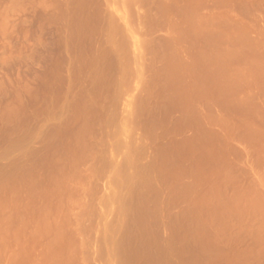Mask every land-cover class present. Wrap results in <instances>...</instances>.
<instances>
[{
  "label": "rangeland",
  "instance_id": "rangeland-1",
  "mask_svg": "<svg viewBox=\"0 0 264 264\" xmlns=\"http://www.w3.org/2000/svg\"><path fill=\"white\" fill-rule=\"evenodd\" d=\"M7 1L0 263L264 264V0Z\"/></svg>",
  "mask_w": 264,
  "mask_h": 264
},
{
  "label": "bare ground",
  "instance_id": "bare-ground-1",
  "mask_svg": "<svg viewBox=\"0 0 264 264\" xmlns=\"http://www.w3.org/2000/svg\"><path fill=\"white\" fill-rule=\"evenodd\" d=\"M6 1H7V0H6ZM8 1H9V0H8ZM8 1H7V2H8ZM75 1H76V0H74L73 2L75 3ZM78 1H79V0H78ZM78 1H77V3H78ZM90 1H91V0H90ZM90 1H87V3L90 2ZM106 1H107V0H106ZM112 1H113V0H112ZM116 1H119V2L121 1L124 5L126 4L127 6L130 4L128 7H130L132 4H136V5H137V8H139V7H140V4H141L143 1H144V3H145L146 1H149V0H116ZM152 1H153V0H152ZM155 1H156V0H155ZM157 1L159 2L160 0H157ZM157 1H156V2H157ZM161 1L164 2V0H161ZM179 1H180V2H185L184 0H182V1H181V0H177V2L179 3V5H178L177 3H174V4L178 5V6H177V7H178V10L175 9V8H177V7L174 6L173 1H170V3L172 2V5H173V6L170 5L169 1H167V0H165V3H163V2H159V3H160V4H161V3L165 4L166 7L171 6L170 9H171V8H172V10L175 9L177 12H179V9L182 8V10L185 11V12H184V11H182V12L185 13L186 15H188L187 13H189V9H190V7H191V8L194 7L193 5H194L195 3H194L193 1H196V0H188V2L191 1V3H190V2H189V3L187 2L188 5H189V4H192V3H194V4H193L192 6L189 5V7H188V6L186 5L187 3H185L184 6H186V7H184V9H183V7H180V8H179V6H180V2H179ZM186 1H187V0H186ZM199 1H200V0H199ZM202 1H204V0H202ZM218 1H219V0H218ZM224 1H225V0H224ZM67 2H68V0H67ZM70 2H71V4H72V1H70ZM80 2H82V1L80 0ZM83 2H84V1H83ZM85 2H86V1H85ZM139 2H140V3H139ZM166 2L169 3V6L166 4ZM174 2H175V1H174ZM200 2H201V1H200ZM206 2H209V1H206ZM210 2H211V1H210ZM222 2H223V1H222ZM222 2H221V3H222ZM230 2H232V0H231ZM0 3H1V2H0ZM3 3H4V0H3ZM3 3H2V4H3ZM8 3H9V2H8ZM10 3H11V2H10ZM16 3H17V2H16ZM107 3H108V2H107ZM113 3H114V2H112V4H113ZM116 3H117V2H115L114 5H115ZM137 3H139V4H137ZM144 3H142V5H143ZM196 3H198V0H197ZM213 3H214V2H213ZM224 3H225V2H223V4H224ZM228 3H229V2H228ZM244 3H245V2H244ZM80 4H81V3H80ZM82 4H83V3H82ZM120 4H121V3H120ZM147 4H148V8H149V6H151V4H150V5H149V3H147ZM147 4H146V6H147ZM182 4H183V3H182ZM182 4H181V5H182ZM199 4H200V3H199ZM199 4H198V5H199ZM215 4H216V2H215ZM69 5H70V4H69ZM83 5H84V4H83ZM109 5H110V3H109ZM118 5H119V3H118ZM124 5H123V6H124ZM126 5H125L124 8H127ZM152 5H153V4H152ZM155 5H157V4H155ZM161 5H162V4H161ZM195 5H196V4H195ZM198 5H196L195 7H198ZM220 5H221V4H220ZM6 6L8 7V6H10V5H6ZM119 6H120V5H119ZM133 6H134V5H133ZM133 6H132V7H133ZM146 6H145V7H146ZM157 6H158V5H157ZM157 6H156V8H157ZM159 6H160V5H159ZM204 6H205V5L203 4V8H204ZM218 6H219V5H218ZM3 7H5V6H3ZM162 7H163V6H162ZM166 7H163L164 10H165ZM173 7H174V8H173ZM187 7H188L189 9H188ZM195 7H194V13H193L194 16L191 14V13L193 12V9H191L192 11H191V13H189V15H190V14L192 15L193 19L191 18V21L194 20L193 22H194L195 25H196V22H195L194 17H195V10H197V9H196ZM67 8H68V7H67ZM114 8H115V7H114ZM135 8H136V6H135ZM142 8H143V7H142ZM146 8H147V7H146ZM150 8H151V7H150ZM156 8H155V10H156ZM185 8H187L188 10H185ZM199 8H202L201 5H200V7H198V9H199ZM214 8H215V7H214ZM216 8H217V7H216ZM5 9H6V8H5ZM8 9H9V8H8ZM153 9H154V8H153ZM153 9H152V11H153ZM158 9H159V8H158ZM161 9H162V8H161ZM168 9H169V8H168ZM113 10H116V8L113 9ZM129 10H130V9H129ZM159 10H160V9H159ZM159 10H158V11H159ZM172 10H170V11H172ZM199 10H201V9H199ZM133 11L135 12V10H133ZM158 11H157V13H158ZM165 11H166V10H165ZM187 11H188V12H187ZM0 12L3 13L4 11H1V10H0ZM115 12H118V11H115ZM130 12H131V11H130ZM134 12H133V13H134ZM147 12H150V11L148 10ZM160 12H161V11H160ZM168 12H169V11H168ZM177 12H176V13H177ZM180 12H181V11H180ZM186 12H187V13H186ZM196 12H197V11H196ZM198 12H199V11H198ZM198 12H197V13H198ZM206 12H207V11H206ZM211 12H212V11H211ZM4 13H5V12H4ZM113 13H114V11H113ZM157 13H156V14H157ZM161 13H162V12H161ZM166 13H167V12H166ZM172 13H174V11H172L171 14H172ZM197 13H196V16L198 15ZM5 14H6V13H5ZM5 14H4V16H2V18L5 17ZM145 14H146V13H145ZM151 14H152V12H151ZM151 14H150V15H151ZM153 14H155V12H154ZM153 14H152V15H153ZM163 14H164V13H163ZM171 14H169V15H171ZM199 14H200V12H199ZM209 14H211V13H209ZM209 14H207V15H208L209 17H212V15L210 16ZM217 14H218V13H217ZM220 14H221V12H220ZM1 15H3V14H0V16H1ZM132 15H133V14H132ZM148 15H149V13H148ZM152 15H151V16H152ZM160 15H161V14H160ZM160 15H159V17H160ZM172 15H173V16H172L173 18H174L176 15H179L181 18L184 16V15H182V14H180V13L176 14L175 16H174V14H172ZM181 15H182V16H181ZM186 15H185V17H184V18H186V19H189L190 16H191V15H190V16L188 15L189 17L187 18ZM123 16H124V15H123ZM145 16H146V15H145ZM151 16H150V18H151ZM155 16H156V15H155ZM163 16H164V18H166L165 15H163ZM198 16H201V14L198 15ZM198 16H197L196 18H198ZM208 16L205 15V18L207 19ZM214 16H215V15H214ZM214 16H213V17H214ZM219 16H220V15H219ZM6 17H8V15H6ZM6 17L4 18V21L6 20ZM121 17H122V16H121ZM153 17H154V16H153ZM168 17H169V16L167 15V18H168ZM180 17H179V18H180ZM201 17H202V16H201ZM215 17H216V16H215ZM215 17H214V18H215ZM123 18H124V17H123ZM136 18H137V17H136ZM140 18H142V17H140ZM199 18H200V17H199ZM217 18H218V17H217ZM143 19H144V18H143ZM145 19H146V18H145ZM148 19H149V18H148ZM182 19H183V18H182ZM202 19H203V17H202ZM202 19H198L197 22H200ZM206 19H205V20H206ZM208 19H209V18H208ZM211 19H212V18H211ZM211 19H210V20H211ZM220 19H221V18H220ZM121 20H123V19H121ZM196 20H197V19H196ZM0 21H1V19H0ZM188 21H190V20H188ZM211 21H212V20H211ZM202 22L205 23L204 20H203ZM202 22H200L201 25H202ZM214 22H215V21H214ZM208 23H211V22H208ZM208 23H207V24H208ZM215 23L217 24V22H215ZM198 24H199V23H198ZM211 24H212V23H211ZM211 24H210V25H211ZM112 25H113V24H112ZM204 25H205V24H204ZM204 25H203V26H204ZM198 26H200V25H198ZM110 27H111V26H110ZM204 27H205V26H204ZM111 28H112V27H111ZM116 28H117V27H116ZM197 28H198V27H197ZM199 28H201V27H199ZM195 29H196V27H195ZM201 29H202V28H201ZM210 29H211V28H210ZM215 29H216V28H215ZM115 31H116V30H115ZM204 31H205V30H204ZM206 31H207V30H206ZM214 31H216V30H214ZM217 31H218V30H217ZM219 31H220V30H219ZM219 31H218V32H219ZM112 32H113V31H112ZM118 32H119V31H118ZM218 32H217V33H218ZM213 33H214V32H213ZM219 33L221 34V32H219ZM232 33H233V32H232ZM113 34H114V33H113ZM118 34H119V33H118ZM214 34H215V33H214ZM109 36H110V35H109ZM113 36H114V35H112V38H113ZM116 36H117V34H116ZM108 39H109V38H108ZM109 41H110V40H109ZM171 41H173V40H171ZM115 42H116V41H115ZM171 43H172V42H171ZM171 43H170V44H171ZM112 44H113V43H112ZM112 44H110V45H112ZM115 44H116V43H115ZM115 44H114V45H115ZM168 44H169V43H168ZM172 44H173V43H172ZM172 44H171V45H172ZM117 45H118V44H117ZM172 47H173V46H172ZM115 48H117V47H115ZM112 49H114V46H113ZM122 49H123V48H122ZM172 49H173V48H172ZM115 50H116V49H115ZM120 50H121V49H120ZM118 51H119V50H118ZM173 52H174V51H173ZM176 52H177V51H176ZM177 54H178V53H177ZM175 55H176V53H175ZM178 56H179V55H178ZM215 56H216V55H215ZM170 57H171V55H170ZM175 57H176V56H175ZM179 57H180V56H179ZM181 57H182V56H181ZM177 58H178V57H177ZM177 58H175V59H177ZM213 58H214V57H213ZM171 59H172V58H171ZM171 59H170V61H171ZM180 59H182V58H180ZM180 59H179V60H180ZM183 59H184V58H183ZM172 60H173V59H172ZM179 60L177 59V61H179ZM214 60H215V59H214ZM175 61H176V60H175ZM175 61H172V62H173V64L175 63L174 65H176V67H178L179 64L182 63L183 60H181L180 63L178 62L179 64H178V63L176 64L177 61H176V62H175ZM212 61H213V60H212ZM215 61H218V60L216 59ZM213 62H214V61H213ZM169 64H170V63H169ZM217 64H218V63H217ZM217 64L215 63V65H216L215 68H217ZM171 65H172V64H171ZM171 65H169V66H171ZM177 65H178V66H177ZM180 65H182V64H180ZM213 66H214V65H213ZM120 67H121V66H120ZM172 67H174V66L172 65ZM176 67H175V68H176ZM182 67H183V66H182ZM168 68H170V67H168ZM212 68H213V67H212ZM215 68H213L212 71H213ZM125 69H127V68H125ZM179 69H180V68H179ZM182 69H183V68H182ZM182 69H180V70H182ZM170 70L173 71V69H170ZM176 70H178V69H176ZM121 71H122V70H121ZM183 71H184V69H183ZM218 71H219V70H218ZM218 71H217V73H218ZM167 72H168V71H167ZM213 72H214V71H213ZM174 73H176V72H174ZM180 73H181V71H180ZM214 73H215V72H214ZM166 74H167V73H166ZM171 74H173V73H171ZM176 74H177V73H176ZM138 75L140 76V74H138ZM167 75H168V74H167ZM174 75H175V74H174ZM177 75H178V74H177ZM177 75H176V76H177ZM215 75H216V74H215ZM169 76H170V75H169ZM121 77H122V76H121ZM124 80H125V79H124ZM122 81H123V80H122ZM122 81H121V83H122ZM123 84H124V82H123ZM123 84H122L121 86H123ZM125 84H126V83H125ZM125 84H124V85H125ZM130 160H131V159H130ZM130 160H129V161H130ZM132 160H133V159H132ZM131 162H132V161H131ZM131 162H129V163H131ZM132 164H133V163H132ZM131 166H132V165H131ZM47 230H48V229H47ZM47 230L45 231V229H44L45 232H47ZM47 233H48V232H47ZM8 237H9V235H8ZM6 238H7V237H6ZM12 240H13V239H12ZM6 241H7V240H6ZM16 241H17V240H16ZM16 241H15V242H16ZM5 243H6V242H5ZM5 243L3 242L4 245H5ZM8 243H9V240H8ZM8 243H7V246H8ZM0 244H2L1 241H0ZM3 244H2V245H3ZM10 244H11V243H9V245H10ZM0 246H1V245H0ZM1 247H2V246H1ZM1 247H0V248H1ZM3 247H4V246H3ZM48 247H49V246H47L46 248L48 249ZM90 247H91V246H90ZM4 248H5V247H4ZM4 248H1V249H4ZM85 248H86V247H85ZM21 249H22V248H21ZM21 249H20V250H21ZM23 249H24V248H23ZM47 249H46V250H47ZM51 249L53 250V248H51V247H50L48 250H50V252H52ZM5 250H6V248H5ZM5 250H4V251H5ZM7 250H8V249H7ZM7 250L5 251L6 253L3 252V251H2V253L7 254ZM9 250H10V249H9ZM9 250H8V251H9ZM54 250H55V249H54ZM88 250H89V249H88ZM55 251H56V250H55ZM55 251H53L52 253H54ZM9 252H10V251H9ZM17 252H18V251H17ZM50 252H48V253L50 254ZM2 253H0V255H1ZM55 253H56V252H55ZM87 253H88V252H87ZM5 254H2L3 258H4V255H5ZM15 254H16V253H15ZM18 254H19V253H18ZM20 254H21V252H20ZM18 256H19V255H18ZM24 256H26V254H25ZM12 257H13V252H12ZM12 257H11V258H12ZM14 257H15V256H14ZM41 257H42V256H41ZM41 257H40V258H41ZM44 257H45V256H43V258H44ZM55 257H56V256H55ZM1 258H2V257H1ZM5 258H6V257H5ZM9 258H10V256L8 257V260H9ZM11 258H10V260H12ZM22 258H23V257L21 256V259H22ZM29 258H30V257H29ZM49 259H50V258H49ZM58 259H59V258H58ZM0 260H1V259H0ZM14 260H15V258H14ZM16 260H17V259H16ZM16 260H15V261H16ZM24 260H25V259H24ZM28 260H29V259H28ZM43 260H44V259H43ZM54 260H55V259H54ZM2 261L5 262V260H1V262H2ZM19 261H22V260H19ZM26 261H27V259H26L24 262L26 263ZM29 261H30V260H29ZM31 261H32V259H31ZM31 261H30V262H31ZM33 261H34V260H33ZM35 261H36V260H35ZM9 262H10V261H9ZM9 262H8V263H9ZM13 262H14V261L12 260V263H13ZM44 262H45V261H44ZM47 262H48V261H47ZM47 262H46V263H47ZM2 263H3V262H2ZM2 263H0V264H2ZM17 263H18V262L16 261V264H17ZM25 263H22V264H25ZM35 263H36V262H35ZM40 263H41V262H40ZM46 263H45V264H46ZM49 263H50V262H49ZM10 264H11V263H10ZM18 264H20V263H18ZM28 264H29V262H28ZM33 264H34V263H33ZM47 264H48V263H47Z\"/></svg>",
  "mask_w": 264,
  "mask_h": 264
}]
</instances>
